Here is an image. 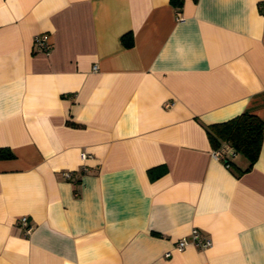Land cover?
Wrapping results in <instances>:
<instances>
[{"label":"crops","instance_id":"obj_1","mask_svg":"<svg viewBox=\"0 0 264 264\" xmlns=\"http://www.w3.org/2000/svg\"><path fill=\"white\" fill-rule=\"evenodd\" d=\"M243 112L264 0H0V264H264V137L239 172L206 130Z\"/></svg>","mask_w":264,"mask_h":264},{"label":"trees","instance_id":"obj_2","mask_svg":"<svg viewBox=\"0 0 264 264\" xmlns=\"http://www.w3.org/2000/svg\"><path fill=\"white\" fill-rule=\"evenodd\" d=\"M179 0H172V3L177 4ZM123 43L126 46L132 45V37L123 35ZM208 136L212 143L213 149H218L223 145H228L232 153L242 154L246 160L247 165L244 168L239 167V172L248 170L260 153L262 137H264V122L255 114L243 112L226 121L212 123L206 125ZM14 154L6 149L0 147V158H11ZM231 157V154L230 156ZM229 157L223 159L227 165H233ZM153 169L149 170L150 176L153 178Z\"/></svg>","mask_w":264,"mask_h":264},{"label":"built area","instance_id":"obj_3","mask_svg":"<svg viewBox=\"0 0 264 264\" xmlns=\"http://www.w3.org/2000/svg\"><path fill=\"white\" fill-rule=\"evenodd\" d=\"M176 14H177L178 20L183 19L180 11H177ZM34 42H35V45L37 46V49L39 51L48 52L51 49V44H50V42H48V39H47L46 35H44V34L35 35ZM230 154H232V151L228 145H225V146L223 145L222 147H220L218 149H212V151H211L212 157H214L216 159H220L222 161H223V159H225ZM81 157L85 158L86 153L82 152ZM83 170H84V168H83ZM63 176L66 178H69L71 176V173L68 171H65V172H63ZM16 223L22 228L23 233L26 235L29 234L33 228L32 225L29 223V219L27 216L18 217ZM190 244H194L198 248L202 249V248H207V247L211 246L212 241H211V239L204 236L199 231V229L192 228L189 235L178 238L174 242L173 248L178 250V251H182L183 249H185ZM170 255H171L170 251H166L164 253L165 257H168Z\"/></svg>","mask_w":264,"mask_h":264}]
</instances>
